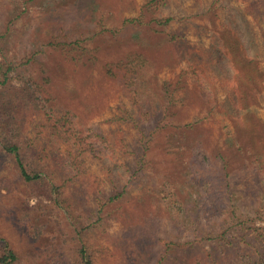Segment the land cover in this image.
I'll return each mask as SVG.
<instances>
[{
    "label": "rangeland",
    "instance_id": "1",
    "mask_svg": "<svg viewBox=\"0 0 264 264\" xmlns=\"http://www.w3.org/2000/svg\"><path fill=\"white\" fill-rule=\"evenodd\" d=\"M262 40L264 0H0V238L18 264L264 256Z\"/></svg>",
    "mask_w": 264,
    "mask_h": 264
},
{
    "label": "trees",
    "instance_id": "2",
    "mask_svg": "<svg viewBox=\"0 0 264 264\" xmlns=\"http://www.w3.org/2000/svg\"><path fill=\"white\" fill-rule=\"evenodd\" d=\"M135 19L136 18H133L132 21L135 20ZM243 19H244V22L247 24L248 23V20L246 18H244V17H243ZM156 20H158L159 23L168 24V23H170L171 21L174 20V16L170 15V16H166L164 18H158V17H156ZM173 35L174 36H177L176 34H173ZM250 40H252V38L244 39V41H250ZM260 44L264 46V41L263 42L260 41ZM257 72H259V71H257ZM6 73H7V70L4 71V73L2 75H5V77H6V75H7ZM263 73L264 72H262L261 74H263ZM260 78H261V80L264 81V76H262ZM5 79L6 78H4V80L0 81V84L5 83ZM189 124H193V123L191 122ZM180 133H181V131H179L177 133H172V137L175 136L174 138L179 143H181V145L179 144L180 150H178L179 151L178 154H179V156L181 158H185L186 157V149H188L189 144L186 143V141H183V142L180 141L181 139H184L183 134H180ZM3 143H4L5 147H6V149L15 158V160H16L18 166H19L20 173H21L22 177L26 181H32L34 179L37 180V179L40 178V174L38 172H29L26 169L25 164H24V160H23V157H22V154H21V152L19 150V146H18L17 143H8L7 141H3ZM193 147H195V146H193ZM147 153H148V150L146 149V151L144 152V156ZM203 158L204 159H207L208 158L207 154H205ZM138 162L139 163L142 162V159L140 157L138 158ZM190 162H191V164H194L195 163L193 160H190ZM200 165H201V161H199V159H198L197 160V166L199 167ZM261 174H262V177L264 179V170L261 172ZM0 243L2 245L1 255H0V263L1 264H18L19 256H18L17 252L13 249V247L11 246V244L9 243V241L6 238L3 237V238H0ZM79 253H80V257H81V260H82L83 264H94V262L91 259V256L88 254V252L86 251V249L84 247H82L79 250ZM258 261H261L263 263L264 262V256H262L260 259L257 258V262L254 261L252 264H260V263H258Z\"/></svg>",
    "mask_w": 264,
    "mask_h": 264
}]
</instances>
